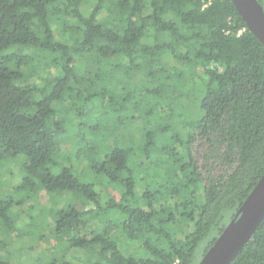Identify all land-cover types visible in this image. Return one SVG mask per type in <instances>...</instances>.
Segmentation results:
<instances>
[{"label":"trees","instance_id":"1","mask_svg":"<svg viewBox=\"0 0 264 264\" xmlns=\"http://www.w3.org/2000/svg\"><path fill=\"white\" fill-rule=\"evenodd\" d=\"M1 153L25 159L17 193L92 207L48 211L47 264H193L264 173V46L231 0H0ZM230 264H264V219Z\"/></svg>","mask_w":264,"mask_h":264},{"label":"rangeland","instance_id":"2","mask_svg":"<svg viewBox=\"0 0 264 264\" xmlns=\"http://www.w3.org/2000/svg\"><path fill=\"white\" fill-rule=\"evenodd\" d=\"M95 0H85L87 4ZM89 7L84 6L81 9L85 15L88 14ZM52 30L57 40L60 39L59 27L57 24H52ZM35 57V52H30ZM35 63H38L37 69H42V63L36 59ZM48 71V69L46 70ZM49 73L54 75L56 71L50 68ZM46 72H41L39 76H45ZM37 74L31 76V81L41 83L40 77ZM143 79L140 77L135 80L138 88L143 85ZM188 83H191L190 80ZM190 86V85H189ZM188 86V87H189ZM187 118H193L198 115V111L195 108H186L184 111ZM74 116H77L75 114ZM129 120L126 119V123ZM138 124V123H137ZM139 125V124H138ZM136 123H131V126L125 124L119 128L117 134L122 139H125L126 144L129 139L125 136L128 134L133 135L132 143H140L141 134L138 130H135ZM61 148L63 147H76L73 138H67L61 142ZM66 149V148H64ZM68 151V150H67ZM0 158V198L7 199L10 194L13 193L14 198L21 197L24 200L22 206H14L10 212V219L12 227H5L6 225L0 224V260L5 264H47L51 259H57L56 257V239L51 233V218L48 211L55 206L60 207L62 204H72L78 210L84 211L92 208L89 204L82 201L76 195L71 193H58L54 196H48L44 191L38 190L33 192L17 193L14 191L16 185L19 184L23 177L22 165L25 163V159L22 156L13 157L10 153H1ZM70 156V155H69ZM99 187L98 190H101ZM89 222L95 223L93 218L88 219ZM57 248H60L59 245ZM129 249L134 252L133 246ZM136 250V249H135ZM204 251L202 246L193 259V264H197Z\"/></svg>","mask_w":264,"mask_h":264},{"label":"water","instance_id":"3","mask_svg":"<svg viewBox=\"0 0 264 264\" xmlns=\"http://www.w3.org/2000/svg\"><path fill=\"white\" fill-rule=\"evenodd\" d=\"M246 29L264 46V9L258 0H231ZM264 219V173L197 264H230Z\"/></svg>","mask_w":264,"mask_h":264}]
</instances>
